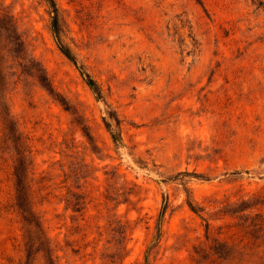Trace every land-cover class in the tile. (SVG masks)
I'll use <instances>...</instances> for the list:
<instances>
[{"label": "rangeland", "instance_id": "374dc122", "mask_svg": "<svg viewBox=\"0 0 264 264\" xmlns=\"http://www.w3.org/2000/svg\"><path fill=\"white\" fill-rule=\"evenodd\" d=\"M52 1L100 98L43 0H0L47 85L0 42L39 225L26 234L15 209L0 110V264H264V0Z\"/></svg>", "mask_w": 264, "mask_h": 264}, {"label": "trees", "instance_id": "16d2710c", "mask_svg": "<svg viewBox=\"0 0 264 264\" xmlns=\"http://www.w3.org/2000/svg\"><path fill=\"white\" fill-rule=\"evenodd\" d=\"M46 4L47 8L50 11V32L53 36L55 45L60 52V54L67 59L78 71L80 77L82 78L86 87L91 91L94 95V98L98 100L100 98V92L97 85L94 81L82 71L80 67H77L75 59L70 54L68 49L63 46L59 40V24H58V17H57V10L52 0H43ZM0 42L4 44V48L6 53L11 58V60L15 61L17 66L21 69L28 70L30 75L36 79V81L40 84L41 87H46V77L40 74L38 67L32 63L31 57L28 55V51L24 40L22 37L17 33L16 28L12 20L5 14L0 11ZM15 71L13 72L12 78L15 77ZM12 79H0V110L2 112V116L5 119L6 123V131H7V141L9 144L12 145V166L10 172V180L14 191V206L15 209L20 216L24 226L26 227V234H30V231H35L38 229V223L33 218L32 208L29 199L28 193V186H27V173L29 167V160H28V151L24 139L18 133L17 128L12 121L11 117L7 113L6 110V103H5V95L7 94L8 87H11L15 84V81H11ZM108 119L112 120L114 123L115 129H118L119 122L112 116L108 115ZM103 126L109 134V137L113 143H118L120 140V133L113 132L111 129V124L102 118ZM71 206L73 211H77L75 208L77 207V203H69L66 206ZM186 205L188 209L193 213H199L201 209L192 205V203L187 199ZM167 208V201L166 199L163 200V206L160 209L157 224L158 227L161 217ZM118 228V237L119 240L123 239L125 235L124 226L120 223L117 225ZM253 227H256V231H262L264 234V219H260L259 222ZM208 226H206V229ZM40 230V229H39ZM158 232V228L156 229ZM254 229H252L253 231ZM38 231V230H37ZM34 233V232H33ZM40 235L37 237L39 241L43 242L44 244L47 243V239L39 232ZM158 235V234H157ZM118 244H121L119 242ZM28 245V241L26 242L25 247ZM47 246V244H46ZM123 249L120 248V251ZM25 262L24 264H28L29 254H27V250H25ZM147 250L145 251V254ZM47 253V260L46 264H54L51 256H48ZM144 264L146 263V255L144 256Z\"/></svg>", "mask_w": 264, "mask_h": 264}]
</instances>
